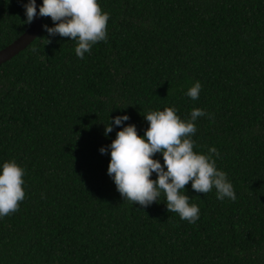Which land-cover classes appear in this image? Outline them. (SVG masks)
<instances>
[{
    "label": "trees",
    "instance_id": "obj_1",
    "mask_svg": "<svg viewBox=\"0 0 264 264\" xmlns=\"http://www.w3.org/2000/svg\"><path fill=\"white\" fill-rule=\"evenodd\" d=\"M27 2L0 0V49L28 26ZM97 2L108 38L83 59L42 17L0 64V168L15 160L25 171L19 211L0 217V264H264V0ZM166 107L183 120L212 114L195 121L194 151L217 149L236 194L220 201L186 185L194 224L163 194L147 208L124 201L99 151L122 130L104 135L115 117L143 137L147 111Z\"/></svg>",
    "mask_w": 264,
    "mask_h": 264
},
{
    "label": "clouds",
    "instance_id": "obj_2",
    "mask_svg": "<svg viewBox=\"0 0 264 264\" xmlns=\"http://www.w3.org/2000/svg\"><path fill=\"white\" fill-rule=\"evenodd\" d=\"M22 6L26 16L23 23L30 25L37 15L50 18L54 26L43 25L44 30L50 37L75 41V54L80 59L90 53L93 45L107 42L110 17L102 11L97 0H42L38 13L36 0H28ZM46 40L47 44L51 43ZM201 88L197 81L186 95L198 100ZM204 116L212 118V114L200 108L193 109L188 120L181 119L174 107L149 110L144 115L148 128L143 137L135 125L124 126L130 119L127 115L117 116L105 126L106 137L113 131V124L122 129L110 145L99 151L101 154L110 152L107 174L124 201L147 208L157 203L163 194L169 213H176L181 220L194 224L200 210L198 205L189 203L190 197L185 194L189 183L196 193L207 194L214 188L218 200H236L232 183L225 172L217 169L213 159L214 155L219 157L217 149L210 148L207 155L194 151L195 121ZM156 154L162 156L163 164L153 158ZM153 173L155 180L151 178ZM24 175V169L15 160L4 162L0 168V217L19 211L20 202L25 198Z\"/></svg>",
    "mask_w": 264,
    "mask_h": 264
},
{
    "label": "water",
    "instance_id": "obj_3",
    "mask_svg": "<svg viewBox=\"0 0 264 264\" xmlns=\"http://www.w3.org/2000/svg\"><path fill=\"white\" fill-rule=\"evenodd\" d=\"M37 13L39 3L36 0ZM42 17L37 15L34 21L28 25L24 31L9 44L0 49V64L9 60L12 56L23 50L40 32Z\"/></svg>",
    "mask_w": 264,
    "mask_h": 264
}]
</instances>
